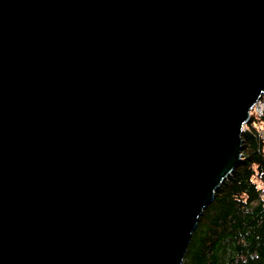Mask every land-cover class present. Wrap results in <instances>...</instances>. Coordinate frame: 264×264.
I'll return each instance as SVG.
<instances>
[{
    "label": "water",
    "instance_id": "95a60500",
    "mask_svg": "<svg viewBox=\"0 0 264 264\" xmlns=\"http://www.w3.org/2000/svg\"><path fill=\"white\" fill-rule=\"evenodd\" d=\"M264 90V0H0V264H181Z\"/></svg>",
    "mask_w": 264,
    "mask_h": 264
},
{
    "label": "trees",
    "instance_id": "16d2710c",
    "mask_svg": "<svg viewBox=\"0 0 264 264\" xmlns=\"http://www.w3.org/2000/svg\"><path fill=\"white\" fill-rule=\"evenodd\" d=\"M257 123L252 115L245 123L241 159L204 207L181 264H264V149Z\"/></svg>",
    "mask_w": 264,
    "mask_h": 264
},
{
    "label": "built area",
    "instance_id": "2783aa9c",
    "mask_svg": "<svg viewBox=\"0 0 264 264\" xmlns=\"http://www.w3.org/2000/svg\"><path fill=\"white\" fill-rule=\"evenodd\" d=\"M251 115L254 118H258L256 133L262 139L263 149H264V90L260 93L258 99L249 110L248 120L250 119ZM260 186L262 188V192L260 194L261 204L264 209V180L261 181Z\"/></svg>",
    "mask_w": 264,
    "mask_h": 264
},
{
    "label": "bare ground",
    "instance_id": "6f19581e",
    "mask_svg": "<svg viewBox=\"0 0 264 264\" xmlns=\"http://www.w3.org/2000/svg\"><path fill=\"white\" fill-rule=\"evenodd\" d=\"M263 180V179H262ZM260 184V183H259Z\"/></svg>",
    "mask_w": 264,
    "mask_h": 264
}]
</instances>
